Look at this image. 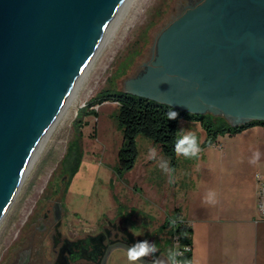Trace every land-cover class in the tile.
<instances>
[{"label":"water","instance_id":"1","mask_svg":"<svg viewBox=\"0 0 264 264\" xmlns=\"http://www.w3.org/2000/svg\"><path fill=\"white\" fill-rule=\"evenodd\" d=\"M134 0H0V225ZM126 92L264 122V0H203Z\"/></svg>","mask_w":264,"mask_h":264},{"label":"rangeland","instance_id":"2","mask_svg":"<svg viewBox=\"0 0 264 264\" xmlns=\"http://www.w3.org/2000/svg\"><path fill=\"white\" fill-rule=\"evenodd\" d=\"M193 2H132L3 218L0 257L6 240L17 235L36 205L40 210L58 202L64 223L80 227L111 217L120 208L137 209L136 215L143 218V215L149 216L150 211L159 216L173 205L185 203L190 183L197 179L182 183L177 175L178 164L165 155L160 144L143 135L136 140L139 154L135 167L122 175L119 173V151L125 138L118 119L120 106L112 100L101 102L100 97L105 90L126 91L130 79L147 71L156 57L161 33ZM203 115L228 120L211 112ZM181 128L194 131L202 149L197 158L179 157V167L188 172L189 177L202 174L198 181L200 201L209 191L220 193L227 183L241 180L247 172L248 160L252 161L257 152L259 158L251 172L259 169L264 174V146L245 145L248 141L262 140L253 131L237 135L226 132L207 145V132L201 121L181 118ZM153 146L157 148V158L149 159L148 149ZM161 158L168 160L174 169L171 183L169 176L158 167ZM234 186L238 201L242 191L235 182ZM29 227L27 225L25 231Z\"/></svg>","mask_w":264,"mask_h":264},{"label":"flooded vegetation","instance_id":"3","mask_svg":"<svg viewBox=\"0 0 264 264\" xmlns=\"http://www.w3.org/2000/svg\"><path fill=\"white\" fill-rule=\"evenodd\" d=\"M202 1L194 0L187 9ZM39 208L31 210L13 240H6L0 264H129L127 247L143 239L158 246L159 251L143 261L153 264L157 258L166 259L169 248H181L180 220L174 209L159 216L150 211L152 218H141L137 209L120 208L111 217L77 227L64 223L58 202Z\"/></svg>","mask_w":264,"mask_h":264},{"label":"crops","instance_id":"4","mask_svg":"<svg viewBox=\"0 0 264 264\" xmlns=\"http://www.w3.org/2000/svg\"><path fill=\"white\" fill-rule=\"evenodd\" d=\"M248 131L261 136L262 140L248 141L245 145L263 147L264 126L254 125L238 133ZM179 161L177 157L179 180L183 183L197 179L190 183L192 186L185 203L170 208L180 213L193 229L192 264H264V220L259 219L257 209L256 176L259 169L251 172L254 163L248 160L247 172L241 180L234 181L242 191L238 201L235 200L234 182H229L215 195L216 202L208 204L205 197L200 201L198 195L202 174L189 177L188 172L179 167ZM195 162L194 159L191 163L194 165Z\"/></svg>","mask_w":264,"mask_h":264},{"label":"trees","instance_id":"5","mask_svg":"<svg viewBox=\"0 0 264 264\" xmlns=\"http://www.w3.org/2000/svg\"><path fill=\"white\" fill-rule=\"evenodd\" d=\"M107 100L116 101L120 106L118 119L124 130L125 137L123 147L119 151V173L121 175L135 167L139 154L136 140L140 135L160 144L165 155L172 159L173 162H176L177 156L174 152V141L176 132L179 130L181 118L201 121L207 132L205 141L207 145L217 141L220 134L229 132L234 135L254 125L264 126L262 121H250L235 126L225 118L220 119L219 117H207L203 114H191L126 91L105 90L100 97V101L104 102ZM170 110H175L179 113L176 120L167 119L166 113ZM180 216V213L176 212V217L180 220L181 245L182 247L186 245L192 246V250L184 252V256L181 259L187 261V264H192L193 241L191 235L193 229Z\"/></svg>","mask_w":264,"mask_h":264},{"label":"clouds","instance_id":"6","mask_svg":"<svg viewBox=\"0 0 264 264\" xmlns=\"http://www.w3.org/2000/svg\"><path fill=\"white\" fill-rule=\"evenodd\" d=\"M179 113L175 110H170L166 113L168 120H176ZM202 151L197 134L194 131L179 129L176 132V138L174 141V152L177 157H184L187 159L197 158ZM148 158H157V148L149 147ZM259 158V153L254 154V158L251 163H255ZM158 167L169 176V182H173L172 173L174 169L171 168L170 162L166 159L158 160ZM215 192L209 191L205 196V203L214 204ZM134 231L133 228L129 229ZM159 251L158 246L154 242H150L147 239L138 240L130 244L127 249V261L129 264H143V261L148 257H153ZM184 256V251H181L177 246H173L168 249L166 259L161 260L159 258L153 260V264H187V261H183L181 258Z\"/></svg>","mask_w":264,"mask_h":264},{"label":"built area","instance_id":"7","mask_svg":"<svg viewBox=\"0 0 264 264\" xmlns=\"http://www.w3.org/2000/svg\"><path fill=\"white\" fill-rule=\"evenodd\" d=\"M257 180V209L259 219L264 220V174L258 173L256 176ZM181 243V240H180ZM181 251L187 252L192 250L191 245L183 246L181 245Z\"/></svg>","mask_w":264,"mask_h":264}]
</instances>
